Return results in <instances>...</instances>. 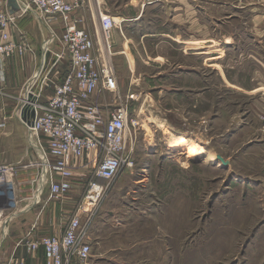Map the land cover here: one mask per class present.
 I'll return each instance as SVG.
<instances>
[{"label":"rangeland","instance_id":"1","mask_svg":"<svg viewBox=\"0 0 264 264\" xmlns=\"http://www.w3.org/2000/svg\"><path fill=\"white\" fill-rule=\"evenodd\" d=\"M98 1L102 10L112 15L121 29L118 17L126 0ZM245 6H248L247 11H243ZM98 8V4L95 8L93 0H90L78 15L82 20L80 27L97 34L100 39ZM199 13L200 25H207V21H214L215 25L227 24L239 51L234 48L233 41L231 48H226L230 50L228 56L224 53L219 55L221 51L208 54L211 55V68L207 69L200 63V68L204 69L200 72L206 74L204 78L209 81L202 79L200 74L198 109L192 106V116L189 112L181 119V113L175 111L177 105L173 98L166 104H159L158 94L150 93L158 81L153 85L145 81V86L132 94L134 100L129 99V92V95L121 96L120 103L129 105L131 118L136 124L131 128L132 136L128 141L134 165L125 170L104 205L116 207L114 212L119 219L129 210L131 215L145 216L152 212L153 202L162 204L167 213V231L176 238L171 243L178 247L180 240L182 264H264V0H199ZM31 14L29 12L16 20L27 38L29 36V41L42 40L43 35L49 39L48 29ZM245 25L252 31L246 38L243 37ZM48 49L62 54L56 43ZM45 51L43 59H46ZM200 52L206 50L200 47ZM203 55L206 57V53ZM255 55L261 63L259 59L257 63L249 58ZM219 56L223 59H218ZM68 70L69 59L64 54L52 71V80L60 81ZM127 83V80L122 81L124 93ZM137 84L140 87L144 82ZM207 89L208 96L206 92L201 95ZM106 97L105 101L102 99L104 103H110L112 99L115 104L112 94L106 93ZM190 105L186 103L184 108L188 110ZM8 113L9 119H2L4 123L0 125V136L3 135L7 141L4 143L0 139V158L18 159L17 164H13L20 168L15 183L19 186L20 199L25 201L19 204V210L29 204L28 199L35 189L31 186V173H36L21 168L37 162L46 148L42 146L43 138L30 132L17 116L16 105L11 106ZM156 120L172 128L175 135L192 136L200 141L206 155L215 156L214 161L210 162L206 156L188 158L184 151L176 153L168 149L161 128L153 123ZM6 122L9 124L5 125ZM145 126L154 131L152 138L147 137ZM217 155H221L228 166L218 161ZM92 172V167L85 171L78 193L81 200L87 194ZM38 199V203L30 202L26 207L28 210L34 206L32 209L24 212L21 218H14L8 226V236L14 227L22 228L17 243L27 251L34 233L47 235L49 230H58L61 226L58 220L54 225L47 224L50 216L47 210L55 204L47 189ZM175 213L177 216L181 213L180 223L178 218L174 223ZM23 217L28 220L22 225ZM133 222L137 224L138 221ZM127 227L126 233L138 232V226ZM120 233L118 228L106 230L104 242L98 245L94 244L92 237L94 251L117 248L120 243L116 236ZM127 242L130 248H134V241L127 239Z\"/></svg>","mask_w":264,"mask_h":264},{"label":"built area","instance_id":"2","mask_svg":"<svg viewBox=\"0 0 264 264\" xmlns=\"http://www.w3.org/2000/svg\"><path fill=\"white\" fill-rule=\"evenodd\" d=\"M22 2L25 9L18 15H10L5 1L0 0V61L32 53L25 34L20 33V41L16 43L10 33V28L16 27V20L29 12L48 29L51 40L45 47L46 59H43L40 72L17 98V116L30 132L47 142L43 156L21 168L36 172L31 180L35 189L28 205L40 185V197L47 189L55 202L65 199L73 189L75 178H85V171L93 168L87 194L64 236L44 237L28 247L32 252L43 249L45 264H71L75 258L80 264H87L92 256L90 228L96 213L125 170L134 165L128 141L132 136L131 128L136 124L131 118L129 105L120 103L122 97L112 63L105 59L103 50H95V45L101 44L98 35L80 27L82 20L77 14L90 0ZM98 9L100 30L107 34L106 40H110L117 23L101 6ZM54 43L59 44L62 54L50 53L48 48ZM48 52L56 58L54 62L47 58ZM64 54L70 65L63 82L49 80ZM46 81L52 87L53 95L43 101ZM102 93L112 94L115 106L94 103L93 99ZM134 98V95L129 97L130 100ZM25 111V115L35 112L32 126L22 119ZM19 169L13 164H0V249L8 235L10 222L28 207L18 210L19 204L25 202L20 199L19 186L15 183ZM9 264L21 263L12 260Z\"/></svg>","mask_w":264,"mask_h":264},{"label":"crops","instance_id":"3","mask_svg":"<svg viewBox=\"0 0 264 264\" xmlns=\"http://www.w3.org/2000/svg\"><path fill=\"white\" fill-rule=\"evenodd\" d=\"M4 1L9 11L8 0ZM18 3L21 10L25 9L22 0H18ZM122 5L118 17L122 23L120 25L121 29L119 26L114 28L110 39L111 63L116 72L120 95L123 97L125 94L127 96L128 92L131 95L138 92V89L141 90L145 86V81L152 85L158 81V85L155 84V87L150 89V93L156 92L158 94L159 104L161 102L166 104L170 98H173L172 101L176 102L177 105L175 111L181 113V119L183 114L187 115L189 112L192 116V106L194 105L198 109L200 94L197 90L200 84V74L203 76H201L202 79L206 77V74L200 72V69L204 72V69L200 68V63L207 69L211 68V55L208 54L221 51L219 55L224 53L228 56L230 50H226V48H231L233 41L234 48L239 49L237 41L234 38L231 39L230 28L225 23L215 25L214 21H207V25H200L199 0H126V3ZM247 7L245 6L243 11H247ZM21 10L15 15L20 14ZM31 15L38 19L33 13ZM201 16L204 17L205 15ZM77 17H79L78 14ZM243 29L244 38L252 34L251 27L245 25ZM10 33L16 43L20 41V33L25 34L18 22H16V27L12 26L10 28ZM47 40L44 35L42 40L29 41L28 39L32 53L22 57L14 56L3 62L0 61V125L9 119L7 115H9L8 112L11 106L16 105L17 110L19 107L17 98L21 97L28 82L40 72L43 65V50ZM254 41L257 42V40ZM57 45L59 46V44ZM200 47L206 52H200ZM205 53L206 57L203 55ZM57 54L60 55L61 52ZM51 55L48 59L55 60L53 54ZM200 56L203 57L200 58ZM249 58L256 60L255 62L258 63V56L255 55ZM218 59L223 58L219 56ZM259 63H261L260 59ZM156 65H159V67H156ZM48 78L52 80V75ZM64 78L65 76L56 82L61 83ZM123 80L128 82L125 93L122 87ZM139 82H144V84L138 87L137 83ZM208 91L207 89L201 95H205L206 92V96H208ZM42 93L43 101L53 95L52 87L47 85V81ZM104 96L106 97V93L96 96L93 102L99 106H113L112 99L110 103L103 102L105 101ZM186 103L191 104L188 108L190 111L184 108ZM8 124L5 123V125ZM0 139L7 143L3 135L0 136ZM46 143L43 138L42 146L45 148H47ZM17 162L18 159L0 158V164H17ZM32 174L34 175V173ZM82 182H84V178H75L71 193L65 199L55 202L47 210L50 214L47 224L53 223L54 225L55 221L58 220L61 224L60 228L49 230L47 235L43 236H37L38 234L34 233V238L30 239L31 242L39 241L44 237L57 236L62 238L64 236L69 222L77 214L82 202L81 196L78 194ZM103 205L94 219L93 236L90 228L91 247L93 240L95 245L104 242L106 230H115V228H118V232H121L116 236L120 245L117 248H103L96 251L92 247V256L87 264H182L183 249L180 240L178 247H174L171 243L175 242L176 238L167 231V213L165 214V208L161 206L162 204L153 202L154 207L150 209L152 212L145 216L131 215L129 212L131 210L128 209V214L119 219H117L118 216L114 212L116 207L112 204L109 206L104 205V207ZM32 207L29 209H32ZM24 212L18 217L21 218ZM177 218L178 223H180L181 213L178 216L175 213V224ZM27 220L23 217L21 224L27 223ZM134 220L138 221L137 224L133 222ZM134 225L138 226L136 228L138 232L126 233L127 226L132 227ZM144 227H147L148 232L147 229L144 231ZM21 229L20 226L14 227L9 236L7 235L5 238L0 249V262L9 264L10 261L17 260L21 264H45L43 249L32 252L30 249L27 251L24 247L20 248V243L17 242H19L18 235L21 233ZM127 239L135 242L133 244L134 248L129 247ZM110 242H114V240H110ZM71 264H80V262L75 258Z\"/></svg>","mask_w":264,"mask_h":264},{"label":"bare ground","instance_id":"4","mask_svg":"<svg viewBox=\"0 0 264 264\" xmlns=\"http://www.w3.org/2000/svg\"><path fill=\"white\" fill-rule=\"evenodd\" d=\"M93 3L95 4V8H96L97 4H98V7L100 8L98 0L97 1L93 0ZM106 35L107 34H104V32H102V35L100 37L101 44H96L95 50H97V51L103 50L105 59L107 61L111 62L112 52H111L110 40H106V37H107ZM50 42H51V40L48 43H50ZM46 45H45V47H46ZM115 74H116V72H115ZM153 123L155 125H158V127L161 128L163 137L168 142V149H171L172 151H175L176 153L184 151L187 153L188 158H194L197 156H206V159L209 158L210 162L214 161L215 156L214 155L207 156L206 150L204 149V147L202 146L200 141H198L194 137H187L185 135H175L172 128L167 127L165 125H161V124H163V122H161V121L159 122L156 120V121H153ZM144 129H145L147 137L152 138L154 136V131L152 130V128L150 126H145ZM32 139L34 140V138H32ZM35 143H34V145H35ZM41 189H42L41 187L38 188L37 195H35V197L30 201L31 203H35L37 201V199L39 198V195L41 194Z\"/></svg>","mask_w":264,"mask_h":264},{"label":"water","instance_id":"5","mask_svg":"<svg viewBox=\"0 0 264 264\" xmlns=\"http://www.w3.org/2000/svg\"><path fill=\"white\" fill-rule=\"evenodd\" d=\"M7 6L9 7V13L10 15H15L16 13H18L20 10H21V7L18 3V0H8L7 2ZM50 53L48 54V56L50 57ZM47 56V58H49ZM52 56V55H51ZM56 60V59H55ZM54 62V60H53ZM26 114V111L24 113V116L22 117L23 121L24 122H27L29 126H32L33 125V121L35 119V112L32 111L30 112V114L28 115H25ZM217 159L218 161H220L224 166H228V162H226L224 160V158L221 156V155H217Z\"/></svg>","mask_w":264,"mask_h":264}]
</instances>
